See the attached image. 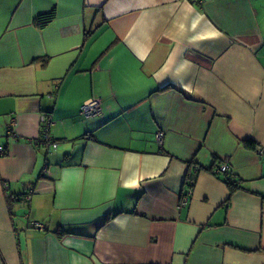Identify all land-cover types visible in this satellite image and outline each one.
Masks as SVG:
<instances>
[{
  "label": "crops",
  "instance_id": "1",
  "mask_svg": "<svg viewBox=\"0 0 264 264\" xmlns=\"http://www.w3.org/2000/svg\"><path fill=\"white\" fill-rule=\"evenodd\" d=\"M247 140L264 148V0H0V264H264Z\"/></svg>",
  "mask_w": 264,
  "mask_h": 264
},
{
  "label": "built area",
  "instance_id": "2",
  "mask_svg": "<svg viewBox=\"0 0 264 264\" xmlns=\"http://www.w3.org/2000/svg\"><path fill=\"white\" fill-rule=\"evenodd\" d=\"M101 115V101L98 98H90L83 102L78 109V116L81 119H90L93 117H97ZM40 124H41V130H42V137L39 142H41V145H43L46 148L55 149L57 147V143L49 136L48 131L49 127L52 124L51 115H42L40 117ZM14 120H11L10 123L5 128V135L7 137H10L14 141H16V134L14 131ZM155 142L159 147L162 146L163 143V134L158 132L155 134ZM256 154L259 157H264V148L256 147L255 149ZM6 154V149L4 146L0 145V157L4 156ZM214 173L216 175H222L224 177L230 176V166L227 161L222 162L218 167L214 170ZM192 182L189 183V186H192ZM3 190L7 193L9 185L8 183L2 184ZM190 194V189L188 190V194L182 198L180 205H184L187 203L188 196ZM7 195V194H6ZM23 198L26 201H29L31 199V191H28L23 195ZM31 228L43 231V226L40 223H31Z\"/></svg>",
  "mask_w": 264,
  "mask_h": 264
},
{
  "label": "trees",
  "instance_id": "3",
  "mask_svg": "<svg viewBox=\"0 0 264 264\" xmlns=\"http://www.w3.org/2000/svg\"><path fill=\"white\" fill-rule=\"evenodd\" d=\"M55 18V11L51 10L47 13L40 14L36 16L33 19V26L38 29H43L45 26H47L52 20ZM244 146L249 150H255L256 144L251 141L247 140L243 142ZM224 181L226 182L228 189L230 191V194H232L235 190L238 189L237 182L230 176L224 177ZM193 183V181H191ZM192 187V186H191Z\"/></svg>",
  "mask_w": 264,
  "mask_h": 264
}]
</instances>
